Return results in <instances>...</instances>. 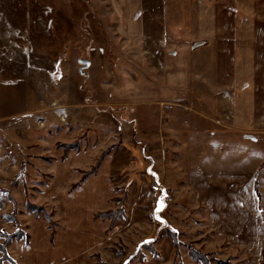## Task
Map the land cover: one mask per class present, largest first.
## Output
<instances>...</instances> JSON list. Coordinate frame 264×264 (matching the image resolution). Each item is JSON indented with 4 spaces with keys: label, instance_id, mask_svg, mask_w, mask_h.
<instances>
[{
    "label": "rangeland",
    "instance_id": "374dc122",
    "mask_svg": "<svg viewBox=\"0 0 264 264\" xmlns=\"http://www.w3.org/2000/svg\"><path fill=\"white\" fill-rule=\"evenodd\" d=\"M134 4L0 0V231H15L1 218L13 208L25 234L30 216L48 224L27 211L30 205L44 209L48 228L56 232L57 209L48 205V194L78 200L79 185L64 194L61 186L71 163L98 148L93 164L103 154L110 157V193L94 216L109 222L103 250L111 256L98 264H125L152 240L156 255L141 249L131 264H197L188 247L207 255L210 264H247L241 247L210 230L205 209L186 187L185 141L176 136L175 108L130 100L138 92L132 85L138 83L136 69L162 77L128 39V8ZM73 152L83 156L61 164ZM167 228L177 231L182 246L175 249L162 234ZM15 242L23 243L12 241L7 255Z\"/></svg>",
    "mask_w": 264,
    "mask_h": 264
},
{
    "label": "crops",
    "instance_id": "0c3cea01",
    "mask_svg": "<svg viewBox=\"0 0 264 264\" xmlns=\"http://www.w3.org/2000/svg\"><path fill=\"white\" fill-rule=\"evenodd\" d=\"M128 15L135 53L162 76L136 69L138 92L130 100L175 108L193 201L205 209L210 230L244 250L247 264H264V0H135ZM98 153L68 154L61 164L85 157L71 163L61 186L64 194L79 185L78 200L48 194L60 227L52 232L30 216L27 244L15 242L13 253L9 247L3 264L111 258L103 250L109 222L94 216L108 204L110 157L79 182Z\"/></svg>",
    "mask_w": 264,
    "mask_h": 264
},
{
    "label": "trees",
    "instance_id": "16d2710c",
    "mask_svg": "<svg viewBox=\"0 0 264 264\" xmlns=\"http://www.w3.org/2000/svg\"><path fill=\"white\" fill-rule=\"evenodd\" d=\"M66 147L68 149H70V150H72V149L76 150L73 145L66 146ZM103 155L98 157L96 159L95 163L92 166H90V168L88 170L82 172L81 181L83 179H85L87 176H90V175H92V174H94L96 172V170L98 169L99 163L101 162V160L103 158ZM76 185H78V183ZM256 194H257V191H256ZM2 202H3V199H0V207L2 205ZM11 202L13 203V201H11ZM26 207H27V211L28 212H33L36 215H42L44 217V219L48 222L49 227L53 228L52 224H51L50 217H49V215L45 214L43 208L30 206V205H27ZM111 214H113V213H108L107 215L110 216ZM118 214H119V211H118ZM15 215H16V211H15L14 208H13L11 214H2L1 215V218L3 220H5L6 222L13 223L15 225L16 229H15V231L12 234H7L4 231H0V239L2 240V242L0 243V254H1L0 264H3V262H5V261H10L8 255H7V247L10 245V243L12 241H22L24 245H26L27 242H28V234H25L19 228L18 223H17V221L15 219ZM118 216L122 217L121 214H119ZM162 234L167 235L170 238V240L172 242V245L175 247V249H177L179 246H182L180 241L177 239V237H178L177 231H175V230H173L171 228H167L164 232H162ZM153 243H154L153 240L152 241L143 242L139 247H137L135 249V251L132 253V255H130L127 258L125 264H131L132 261L134 260V258L141 254L140 253L141 249L150 251L154 255H156V253H155V251L153 250V247H152ZM188 254L192 258V260H194V262L197 263V264H210V262H211V260L208 258L207 255L201 254L199 251H196V250L192 249L191 247H188Z\"/></svg>",
    "mask_w": 264,
    "mask_h": 264
}]
</instances>
